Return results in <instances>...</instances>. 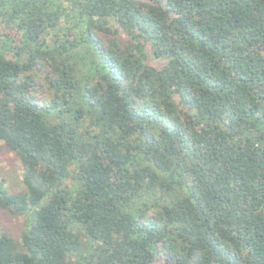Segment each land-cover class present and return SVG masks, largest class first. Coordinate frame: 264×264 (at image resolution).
<instances>
[{
    "label": "trees",
    "instance_id": "obj_1",
    "mask_svg": "<svg viewBox=\"0 0 264 264\" xmlns=\"http://www.w3.org/2000/svg\"><path fill=\"white\" fill-rule=\"evenodd\" d=\"M0 142V264H264V0H0Z\"/></svg>",
    "mask_w": 264,
    "mask_h": 264
},
{
    "label": "rangeland",
    "instance_id": "obj_2",
    "mask_svg": "<svg viewBox=\"0 0 264 264\" xmlns=\"http://www.w3.org/2000/svg\"><path fill=\"white\" fill-rule=\"evenodd\" d=\"M150 62L152 64L161 63L160 60H156L152 55L150 56ZM0 175L6 179L7 185L12 191L24 189L23 164L19 157L11 152L3 142H0ZM25 228L26 217H20L8 211L0 212V233H7L14 239L20 240ZM155 264H172V262L166 258Z\"/></svg>",
    "mask_w": 264,
    "mask_h": 264
}]
</instances>
